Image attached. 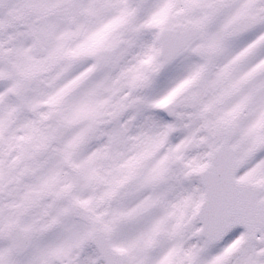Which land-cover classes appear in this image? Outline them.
I'll list each match as a JSON object with an SVG mask.
<instances>
[{
  "label": "snow or ice",
  "instance_id": "snow-or-ice-1",
  "mask_svg": "<svg viewBox=\"0 0 264 264\" xmlns=\"http://www.w3.org/2000/svg\"><path fill=\"white\" fill-rule=\"evenodd\" d=\"M0 264H264V0H0Z\"/></svg>",
  "mask_w": 264,
  "mask_h": 264
}]
</instances>
